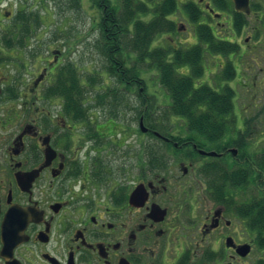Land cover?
Wrapping results in <instances>:
<instances>
[{
	"label": "flooded vegetation",
	"instance_id": "1",
	"mask_svg": "<svg viewBox=\"0 0 264 264\" xmlns=\"http://www.w3.org/2000/svg\"><path fill=\"white\" fill-rule=\"evenodd\" d=\"M215 1L192 3L218 36L234 14ZM42 9L0 0V264H264V170L254 166L264 148L237 144L238 118L198 145L185 128L158 138L118 100H80L82 116L71 50L45 49ZM250 9L241 56L260 68L264 0ZM111 52L118 65L122 49ZM226 61L236 67L234 54ZM245 121L235 123L242 134L264 136Z\"/></svg>",
	"mask_w": 264,
	"mask_h": 264
},
{
	"label": "trees",
	"instance_id": "2",
	"mask_svg": "<svg viewBox=\"0 0 264 264\" xmlns=\"http://www.w3.org/2000/svg\"><path fill=\"white\" fill-rule=\"evenodd\" d=\"M150 1L153 2V0ZM52 2L53 0H44L46 5H52ZM90 2L99 11L96 23L102 38L97 47L104 55L107 53L108 57V53L111 55V50L117 48H121L122 51H133L138 55L141 68L150 59L151 66L159 72L161 88L170 96V103L163 111L158 108L154 100H150L152 97L147 94V86L141 77V70L136 74L133 65H127L128 56L125 52H122L123 55H117L119 58H123V61L119 62L118 68L113 66L114 61H109V64L113 66L112 73L118 79V86L112 92L97 93L98 97L103 95L108 98L114 97L113 100H115V95L122 94V89L128 92V96L131 90L137 91L140 103L138 106L139 115L145 116L148 126L155 131L165 133L172 129V126L181 127L179 122H183L182 125L185 124L188 130L189 140L200 145L204 144L199 142L203 137L210 143L218 142V138H221V135L224 136L223 133L227 129L225 127L227 120L223 115L228 116L234 113L236 93L228 87L218 92L208 84L198 86L196 82L202 79L205 74V49L212 55H226L237 51L238 46L218 41L209 27L198 26L199 46L189 51H177L171 57L170 50L152 48V43L157 36L175 31L176 24L169 19V16L179 10L176 0L155 2L153 7L141 0H123L121 8L112 5L109 0H90ZM61 3L63 6H57V14L64 15V17H68L73 11L80 13L83 8L81 0H61ZM228 4V0H220L216 3L220 10L226 9V11L230 10ZM183 9L193 22L199 19L200 12L191 3L184 4ZM137 17H139L138 21ZM148 17L151 19L149 20ZM238 17V23L236 20L234 24L237 32L240 31L242 23V18L240 21V17ZM69 18L71 17L69 16ZM43 21L46 23L47 19L44 18ZM186 66L190 68L189 75L179 72V68H186ZM78 70V67L72 68L75 75V96L83 98L84 89L81 85V77L78 76ZM233 71V68L229 66L224 72V78L232 80L234 78ZM88 84L94 90L96 84L94 77L89 78ZM165 100L168 99L165 97ZM78 112H82V110L78 108ZM220 115L221 117H218ZM219 123L221 124L218 125ZM247 125L248 128H251L249 122ZM219 131H221L220 134ZM242 143L246 144L245 140H242ZM254 166L257 170H264V165L261 168L259 163H255ZM238 167L239 175H247L243 169L244 166ZM249 175L256 176L254 169Z\"/></svg>",
	"mask_w": 264,
	"mask_h": 264
},
{
	"label": "rangeland",
	"instance_id": "3",
	"mask_svg": "<svg viewBox=\"0 0 264 264\" xmlns=\"http://www.w3.org/2000/svg\"><path fill=\"white\" fill-rule=\"evenodd\" d=\"M17 0H13V2H15ZM20 1V0H19ZM76 1V0H75ZM111 1L114 5H117L118 8H121L123 5V0H109ZM82 2V11L80 13H76L75 11L71 12L69 14V16L71 18L67 19L68 17H64V15H59L57 14L58 12V7L59 5H62L61 0H53L52 5H48L50 10L53 11V13H51L49 16L50 19H53V21L50 23V26L48 30L44 29V33H45V49L48 48H53L55 47L57 44H55L56 42H53V45L50 43L51 41L50 36L53 32H55L56 28H60V26H62L63 24V29L62 31L65 32L69 37L66 38V40H62V38L58 41L60 44H66L68 41L70 42V48L73 50V54H72V58L73 60L79 64V66L84 65V68L86 67L87 62L89 61V55L92 56L94 55V50L95 48L92 46V44H94L97 40V38L99 37V31H98V24L96 23V20L98 17H96L99 13L98 9L92 6L91 2H88V0H81ZM185 3L188 2H197L198 0H184ZM75 5V3H74ZM63 6V5H62ZM149 6L152 7L153 4L149 3ZM75 7V6H74ZM43 13L46 12V10H42ZM180 16V21L182 23H184L187 26V22H189L188 17L183 16L181 14H179ZM52 27V28H50ZM189 32H195V26L193 25L192 27H189ZM95 29L97 31H95ZM85 35H90L87 36L86 38H82V36ZM187 35L190 34H186L183 33V38L185 41L187 40H191V37L189 38ZM249 36L251 35L250 33L248 34ZM56 37V36H54ZM53 37V38H54ZM195 41L191 40L185 44H183L181 46L182 49H189L192 46H195L198 44V38L195 35ZM224 41H229V38L223 39ZM57 42V43H58ZM49 43L51 44L50 46ZM240 43L244 46V38H242L240 40ZM251 42L249 41L248 43H246L247 45L250 44ZM257 43V39H253L252 40V45H255ZM90 44V45H87ZM163 44L166 47H170L172 46L173 42L170 39V36H168V38L163 40ZM47 48V49H48ZM250 48V47H249ZM44 49V50H45ZM46 49V50H47ZM88 49V50H87ZM46 50H45V54H46ZM93 50V51H92ZM92 51V52H90ZM259 52H261V56H262V61H263V68H264V47L258 50ZM207 59V62H210L211 66H215V64L213 63V61H215L211 56L209 57V55H207L205 57ZM81 59H84L81 61ZM98 59V58H97ZM244 68L246 71L249 72V68L248 66L252 64L251 62V57H245L244 58ZM248 64V66H247ZM92 68L93 70L95 69H99V63L97 64L96 68L94 67V65L92 64ZM146 73L142 75L143 78L148 80V86H147V94L149 96H151L152 98L150 100H154V102L160 106V110H165L167 107V105H163V101L165 100V97L168 99V102L170 101V96L168 93H166V91L161 88V86H159V81L156 79V75H158L159 78V73L158 70L155 69L154 67L149 68L148 65H144L142 70H146ZM84 71V70H83ZM248 74V73H247ZM246 74V75H247ZM83 76L84 72H82ZM206 76L207 73H205V75L203 76L202 79L198 80L196 83L197 85H203V84H208L214 88L215 86H217L215 84V86L211 83L212 81H215V76L214 75H210V78L207 79L208 83H206ZM264 77V72L261 73L260 72V77L259 78H263ZM114 88V87H113ZM216 89V88H215ZM237 89L239 90L241 96L238 94L237 91L236 92V98H235V112L237 113V115L235 113H232L233 116H235V118L238 119H243L241 118V116H243L244 118L248 119H254L253 120V128L259 129L262 127L264 128V86L259 85V87H243V86H239L237 87ZM254 89V90H253ZM255 94V97L257 98L256 102L257 103V107H252L249 106L250 102L252 101L251 97ZM137 93L132 94L128 96V92L126 91H122V94H116V98L115 100H118V102L122 101V108L120 109V112H124L128 110L129 105L133 102V100H136L137 98ZM240 96L239 99H237V97ZM237 99V100H236ZM160 103V104H159ZM162 104V106H161ZM130 112V111H128ZM237 119V120H238ZM237 120L235 122H232L233 124H235L237 122ZM235 134L237 135V133L235 132ZM245 140L246 145H258L259 147H263L264 148V141L262 140V136H259L257 134H255L253 137H248V139L246 138H240L238 137L237 140ZM249 140V141H248ZM143 143H145V141L143 140ZM158 144V142H156V145Z\"/></svg>",
	"mask_w": 264,
	"mask_h": 264
},
{
	"label": "water",
	"instance_id": "4",
	"mask_svg": "<svg viewBox=\"0 0 264 264\" xmlns=\"http://www.w3.org/2000/svg\"><path fill=\"white\" fill-rule=\"evenodd\" d=\"M236 10L239 12L250 13L249 11V0H233Z\"/></svg>",
	"mask_w": 264,
	"mask_h": 264
}]
</instances>
